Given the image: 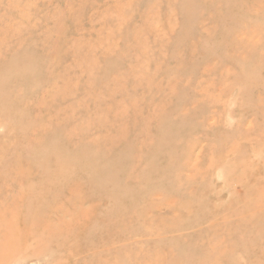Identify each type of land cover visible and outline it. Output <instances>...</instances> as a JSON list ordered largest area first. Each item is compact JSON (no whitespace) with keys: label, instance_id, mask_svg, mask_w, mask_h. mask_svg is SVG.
<instances>
[{"label":"rangeland","instance_id":"rangeland-1","mask_svg":"<svg viewBox=\"0 0 264 264\" xmlns=\"http://www.w3.org/2000/svg\"><path fill=\"white\" fill-rule=\"evenodd\" d=\"M0 264H264V0H0Z\"/></svg>","mask_w":264,"mask_h":264}]
</instances>
